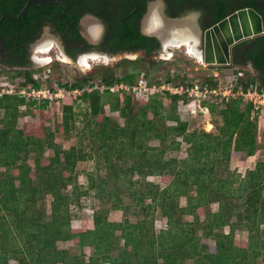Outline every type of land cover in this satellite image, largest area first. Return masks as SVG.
Here are the masks:
<instances>
[{"label":"trees","instance_id":"trees-1","mask_svg":"<svg viewBox=\"0 0 264 264\" xmlns=\"http://www.w3.org/2000/svg\"><path fill=\"white\" fill-rule=\"evenodd\" d=\"M124 1L90 0L91 5H96L90 9V14L100 18L107 26V33L112 34V42L108 44L112 54L136 47L144 49L147 57H150L154 52L151 45L153 39L139 34L138 20H130L136 17V14L131 15L135 4ZM79 3L85 4L83 0H60L50 5L31 4L21 14L26 0H0V29L7 28L10 32L18 27L17 18L32 23L34 33L36 26L39 25L41 29L49 25L63 37L67 52L75 59L76 53L71 47L79 38L81 16L76 12ZM212 4L218 12L213 23L243 8L256 10L264 22V0H213ZM3 40L7 49L13 50V43L4 37ZM246 46L251 48L250 51L244 52ZM238 54L242 55V59ZM249 60L254 62L256 70L264 71V35L234 48L233 66L245 67ZM169 64H173V61ZM241 71L250 79L245 76L240 78L234 83L235 89L264 88V83H260L250 71ZM43 72L40 69L22 75L24 81L19 89L31 85L40 88L41 84L35 77ZM139 74L131 71L119 77L102 76L98 84H133ZM145 74L148 79V72ZM209 75L198 80L186 72L171 69L163 82L185 86L200 83L217 87L219 81ZM92 78L73 84H51L50 78L45 85L51 90L63 87L84 90L93 82ZM149 82L162 83L161 79L152 78ZM107 96L114 97L110 109L124 119V126L115 125L112 128L111 119L103 116L104 126L94 135L98 134V143L92 142L90 148L103 158L106 169L110 171L107 178L114 179L117 186L124 182L127 187L125 190L116 188L108 192V189L98 185L95 197L99 200L107 198L112 211L126 214L136 209L135 213L141 211L145 219L140 223H131L128 218L113 222L103 211L94 213L93 229L80 231L72 228L71 206H77L81 198L87 195L77 183L74 185L75 170L78 162L91 158L90 153L81 147L64 149L53 140L54 134L49 131L43 139L32 129L18 127L17 122L22 114L19 106L43 104L46 107L52 104L49 101L19 95L0 96V111L3 112L0 121V168L3 169L0 170V264H9L10 260L18 264H186V259L194 260L193 264H260L257 259L264 255V235L260 230L264 226V160L258 161L255 168L248 170L244 176L228 168L233 154L240 156L244 153L247 157H254L258 152L257 123L253 119L257 114L253 105L241 98L205 101L203 104L209 108L210 119L219 112L223 121V125H214L218 132L214 135L204 131L188 133V123L181 121L177 115L179 105L185 100L182 97L157 94L145 102L132 93L94 90L85 91L78 98L89 102L91 114L97 116L103 106L102 100ZM71 99L61 102L65 104ZM133 102L144 105L134 118L131 114ZM166 103L171 104L169 114L161 110ZM220 105L224 106L221 110ZM68 106L65 105L64 112L72 110ZM126 139H129L128 146L124 144ZM140 139L158 141L159 146L143 151ZM45 143L54 150V157L47 160L43 157ZM183 144L188 145L184 161L162 160L167 151L180 150ZM148 151L156 153L154 160L148 159ZM122 155L138 158L137 163L127 171L130 176L135 174L144 179L143 188L133 189L139 181L129 180V184H125L126 177L120 174L122 169L113 163V159L121 162ZM32 156L35 166L29 163ZM222 169L226 171L223 172L224 176H220ZM150 177H161L165 188L159 190L158 185L149 180ZM103 184L104 180L101 182ZM69 185L74 186L72 194L62 191ZM105 192H108L106 197L103 196ZM123 192L126 195L129 192L133 205L124 204ZM47 195L53 198L49 218L44 205ZM181 198L187 201L185 207L179 206ZM148 199L151 204L147 205ZM214 203L219 204L218 211L206 212L205 207ZM156 210L166 219L165 226L159 229L158 234L155 233ZM185 215L194 217V220L183 221ZM198 228L203 230L202 237L197 236ZM224 228H229L230 232L221 233ZM238 230L249 234V240L243 247L234 239ZM210 239L216 241L213 248L207 245L206 241ZM67 242H73L81 249L92 248L94 253L85 262L81 256L58 247L59 243Z\"/></svg>","mask_w":264,"mask_h":264},{"label":"rangeland","instance_id":"rangeland-1","mask_svg":"<svg viewBox=\"0 0 264 264\" xmlns=\"http://www.w3.org/2000/svg\"><path fill=\"white\" fill-rule=\"evenodd\" d=\"M196 15L190 14L185 18L187 23L189 25L194 26V22H191V18L195 19ZM93 20L91 18H85L84 23L86 20ZM158 19V18H156ZM184 19L181 21L170 23L172 26H177L184 28L187 24ZM94 21V20H93ZM195 21V20H194ZM96 23V21H94ZM157 22V21H156ZM181 22V23H179ZM158 23V22H157ZM161 23V21H160ZM176 23V24H175ZM180 24V25H179ZM186 24V25H185ZM162 25V23H161ZM184 26V27H183ZM194 31L196 30L194 27ZM99 27L101 29V33L103 29L101 26L96 23V29L97 32L91 37L92 39L98 38V35L100 33ZM176 28H174L175 30ZM84 34L86 33L85 25H84ZM46 34L50 37V39H53V47L52 50L48 53L42 54L45 55L43 57L40 56L41 53H39L36 56H39L37 58V62L39 64L34 65V69H43L44 72L50 73V77L52 79L51 84L60 82L64 84H73L77 81H80L82 79L93 77V84L99 83L102 76H123L124 74L134 71V72H144L149 74L148 80L150 78L152 79H161L163 82L166 78V74L171 69H174L175 71L186 72L190 76H195L197 79H203L207 75L210 74V68H205L203 64L204 62H201L199 59L201 58V53L204 49H201V43L198 46V53L200 56L194 55L191 51V48L188 47V45L183 46H175L171 45L170 47H165L163 51L159 55L152 56L149 58L140 57L139 54L137 55H117V56H106L102 55L100 53H92V59L87 58L86 64H80L81 58H79L77 61H73L70 58H68L65 53L63 52L62 45H60V42H58V37L51 32L50 28L46 27L37 42L35 43V47L38 46L46 37ZM88 36V35H87ZM89 37V36H88ZM90 38V37H89ZM190 38V37H189ZM190 40V39H189ZM200 42V41H199ZM197 49V47H196ZM37 50V47L36 49ZM191 50V51H190ZM35 55V54H34ZM173 64H169L172 63ZM58 62V63H56ZM153 64V66H152ZM239 68V67H238ZM237 69V67L232 68ZM232 69H229L224 72V75L231 76L233 73H236V71H233ZM245 70L249 71L254 74V69L250 68V66L244 67ZM244 73V72H243ZM42 73H40L41 75ZM10 75L9 78L0 77V87L1 86H7L8 84L15 85L16 88H19L23 84V76L20 75ZM7 75V76H8ZM244 76L246 79H250V77L244 73ZM43 83V82H42ZM71 100H67V102L64 104L62 102L58 103L57 100H54L52 104H48L46 107H43V104L41 105H22L19 106V111L22 113L17 125L20 128L27 127L28 130L32 129L33 132H35L36 135L41 136L43 139H45L46 134L49 132L54 134L53 140L61 145L64 149L69 150L71 147H81L84 151L90 153L91 158L84 160L82 162H78L75 170V184L80 187L82 192H87V195L81 198L79 201V204L75 207L71 206V225L74 229H80V231H85L88 229H93V218L95 212H107L108 217L110 221L113 222H120L122 219L128 218V220L131 223H140L145 219L144 215L141 211L135 213L136 209H132L131 211L127 212L126 214H123L122 211H112L110 203L107 201V198H102L101 200L97 199L95 197L97 193L96 187L101 186L102 189H108V192L112 189L118 188L120 190H125L127 185L123 184L117 186V182L114 179H108L107 177L110 175V171L106 169L104 160L101 156L97 154V152L92 151L91 143L97 142L96 137L98 134L95 135V132L99 131L104 126V118L103 116L109 117L111 119L110 127L114 128L115 125L118 126H124V119L118 115L116 112H112L110 109V106L113 104L114 97H104L102 100V109L100 110V113L97 116H93L91 114V106L90 103L87 101H80L79 98L75 99L73 96L71 97ZM144 100V99H143ZM146 102V101H145ZM167 104V105H166ZM161 108L162 112L165 114H169L171 111V104L166 103ZM65 105H69L72 110L69 112H64ZM132 109V116L134 118L135 114L143 108L144 105L133 102ZM42 107V108H41ZM244 108V105L241 106ZM224 106L220 105L219 109H223ZM178 110V109H177ZM177 115L180 116L181 121L188 123V133L193 131H204L206 133H213L214 135L218 134V132L215 130L216 126L223 125L222 118L219 114V112H216L214 115L211 116V119L209 116H207L206 120L203 119V115H195L191 116L188 113L184 112H177ZM3 117V112L0 111V121ZM149 117L152 118V114L149 113ZM253 119L256 120L257 123V146H258V152L256 156L254 157H247L244 153H242L240 156H237L235 154L232 155L230 162L228 163V168L231 172H237L244 176L248 170H253L256 166V163L258 161L264 160V117L259 118V116L254 115ZM209 122V123H208ZM172 122H169V125ZM212 124V125H211ZM215 125V127H214ZM165 127V125H163ZM1 127V124H0ZM98 133V132H97ZM140 142H143V151H146L147 149H150L151 147H158L159 142L153 141L149 139L142 140L140 139ZM125 146L129 144V139L124 140ZM44 160L50 159L54 157V150L50 149L47 144H44V152H43ZM188 153V145L183 144L182 148L177 151H167L164 155V161H169L171 159H176L179 162L184 161V159L187 157ZM155 152L148 151V159L154 160ZM121 162L119 163L116 161V159H113V163L117 165L118 168L122 169L120 174L125 176L127 183L131 181H139V184H136L133 189H141L144 187V179L141 176L135 175L130 176L128 174L127 169L130 168L132 165L137 163L138 158H126L125 156H121ZM34 157L32 156L30 158L29 163L32 166H35L34 164ZM115 161V162H114ZM1 171H3L2 168H0ZM221 175L224 176L225 174L223 172V169L220 171ZM108 179V180H107ZM102 180L105 181V184L101 185ZM130 180V181H129ZM149 180L154 181L155 185H158L159 190H162L165 188L166 184L162 182L161 177H150ZM94 184V185H92ZM114 186V187H113ZM66 194H72L74 191V186L69 185L67 188L62 190ZM108 192L103 193V196L106 197ZM127 192V191H125ZM125 192L122 193L123 201L125 205H133L132 204V197L129 196V192L126 195ZM264 195V193H263ZM53 201L52 196L47 195L45 198V211L46 216L49 218L51 215V202ZM242 202V201H240ZM179 206L185 207L187 205V201L185 198H181L179 200ZM146 204H151V200H146ZM219 209V204L214 203L211 205H208L205 207L206 212H217ZM244 208L240 209L243 210ZM238 210V209H235ZM137 211V210H136ZM156 217V231L155 233H159V229L165 226L166 219L162 218L160 215V212L156 210L155 213ZM204 217H202L203 219ZM148 219V218H147ZM149 220V219H148ZM194 220V217L192 216H184L183 221L191 222ZM235 221V219H233ZM236 222V221H235ZM246 221L243 222L245 224ZM262 235H264V226H261ZM221 233L228 234L230 232L229 228H224L220 231ZM203 230L199 229L197 230V236L202 237ZM234 239L238 241L241 244V247L245 245L249 240V234L247 232H244L242 230H238L235 232ZM207 245L209 248L215 247L216 241L213 239L207 240ZM123 244V242H121ZM58 247L60 249H68L72 255L81 256L83 261L88 262L90 257L93 255L94 251L92 248L86 247L84 249H81L79 247H76L73 245V242H67V243H59ZM251 258V256L249 257ZM160 261V260H159ZM194 260L186 259V264H193ZM257 262L260 264H264V255L260 256L257 259ZM9 264H18L15 260H10Z\"/></svg>","mask_w":264,"mask_h":264},{"label":"flooded vegetation","instance_id":"flooded-vegetation-1","mask_svg":"<svg viewBox=\"0 0 264 264\" xmlns=\"http://www.w3.org/2000/svg\"><path fill=\"white\" fill-rule=\"evenodd\" d=\"M85 4H78L76 12L78 15L81 16L79 21V29H78V36L79 38H76L75 44L71 47L72 51L76 53V58L74 59L72 55H70L67 52V46L63 41V37L58 33L55 32V30L49 26L46 25L40 29V26H36L35 33L33 32V25L32 23H29L28 21H19L17 18L18 27H15L10 32H8L7 28L0 29V77L9 78L11 74L13 76L15 75H24L28 72L32 71H39L40 69H34V65L39 64L37 62V58L39 56H36L39 54V50H35V43L41 37L44 29L46 27L50 28L51 32H53L58 37V42H60V45H62L63 52L65 55L70 58L73 61H77L81 57L88 56L89 59H92V53H100L102 55L106 56H117V55H137L139 54L140 57L149 58L147 57L146 51L144 49H138L133 48L131 50H120L119 52H116L112 54L110 52V47L108 46L109 43L112 42V34L107 33V26L106 24L97 16L94 14H90V9H93L96 5L89 3L90 0H83ZM110 1V0H109ZM132 1V4H135L134 11L131 15L136 14V17H132L130 20L131 22L138 20L137 26H138V32L141 36H144L146 38L153 39L151 45L154 48V52L150 57L153 55H159L161 51L165 47H170L171 44L174 42L173 40H176L177 38H180L181 41L184 39H190V43L195 47L194 52L199 55L198 53V46L201 45V49H203V34L204 32L212 27L213 25L217 23H213V20L215 19V14L217 10L213 8V0H129ZM81 2V1H79ZM125 3V1L123 0ZM157 4L160 8L159 10V16L158 17L166 24L170 25V23L185 20L187 16L190 14H195V19L191 18V22H194L193 26L196 30L192 28V34H195V37H183L179 36L177 38H171L170 40H164V38L159 34L158 28H160L161 23L159 19H152L150 18L151 15V7ZM81 11V13H80ZM83 13V14H82ZM112 13V12H111ZM91 18L96 23H98L101 28L103 29L101 33V29L99 27L100 33L98 35V38L92 39L89 38L87 33L84 32V19L85 18ZM195 20V21H194ZM158 23H157V22ZM186 21V20H185ZM181 23V22H179ZM184 23H187L184 22ZM176 24V23H175ZM175 27L171 26L170 28ZM89 37H88V36ZM3 37L7 39V41L13 43V50H8L6 47V43L3 40ZM36 37L34 40L33 38ZM197 39V40H196ZM186 40L184 42H186ZM173 41V42H171ZM200 41V42H199ZM250 41V40H249ZM127 43V42H122ZM186 45V43H184ZM183 46V45H182ZM197 47V49H196ZM250 47L246 46L244 48L245 51H250ZM35 54V55H34ZM41 57L45 56L40 54ZM239 58L242 59V55H237ZM201 62H204V59H199ZM246 66H250V68L254 69V76L257 77L258 81L260 83H264V71L261 72L259 70H256L253 65V61L249 60L247 62ZM245 66V67H246ZM250 71V70H249ZM8 75V76H7Z\"/></svg>","mask_w":264,"mask_h":264},{"label":"built area","instance_id":"built-area-1","mask_svg":"<svg viewBox=\"0 0 264 264\" xmlns=\"http://www.w3.org/2000/svg\"><path fill=\"white\" fill-rule=\"evenodd\" d=\"M205 68H210V77L219 81L217 87H210L209 85H202L195 83L194 85H179L169 82H162L160 84L150 83L144 72H141L133 84L128 83H116L114 85L100 86L98 83L93 82L87 86L84 90H71L67 88H58L57 90H51L46 84L50 80V73L43 72L41 75L36 76V80L40 82V88H34L29 86L27 88L19 89L15 85L8 84L7 86L0 87V96L4 95H19L33 100H44L52 103L57 100L58 103L65 99H71L73 96L78 99L83 92H91L99 90L102 93L110 91L111 93L127 92L134 94L137 98L143 101H149L152 96L157 94H169L171 96H178L184 98V102L178 107L179 112L188 113L191 116L203 115L207 117L210 112L208 106L203 103L207 100H220L229 101L230 99L241 98L247 103H251L254 107V113L259 118L264 117V88H249L244 90L243 88L235 89L234 83L240 78L244 77V73L239 69H232L236 71L231 76L224 75V72L234 66H209L203 64ZM43 82V83H42ZM209 123V122H208ZM212 125V124H211Z\"/></svg>","mask_w":264,"mask_h":264},{"label":"water","instance_id":"water-1","mask_svg":"<svg viewBox=\"0 0 264 264\" xmlns=\"http://www.w3.org/2000/svg\"><path fill=\"white\" fill-rule=\"evenodd\" d=\"M59 1L26 0L21 14L31 4L50 5ZM263 35L264 22L262 16L252 8L239 9L204 32L202 59L209 66H233L234 48L245 41Z\"/></svg>","mask_w":264,"mask_h":264},{"label":"bare ground","instance_id":"bare-ground-1","mask_svg":"<svg viewBox=\"0 0 264 264\" xmlns=\"http://www.w3.org/2000/svg\"><path fill=\"white\" fill-rule=\"evenodd\" d=\"M160 7L157 5V4H154L152 7H151V15H150V18H152L153 20L155 18H158L160 17L159 16V9ZM159 19V18H158ZM160 20V19H159ZM161 21V20H160ZM187 24V25H186ZM185 27L182 28V27H172L170 28V25L166 24L165 22L162 21V25L160 26V28H158V32L159 34L164 38V40H170L171 38H177L179 36H183V37H195V34H192V26L189 25L188 23H186ZM85 29H86V33L93 37L94 35L96 36V32H97V29H96V23L93 21V20H86L85 23ZM180 25V24H179ZM172 26V25H171ZM174 28H176L174 30ZM90 37V38H91ZM186 39H184L183 41H181L180 38H177L176 40H173L171 42H173L171 45H175V46H182L184 45V43H186V45H188L189 48H191V52L193 54H196L194 52V46L190 43V41L187 39L186 42H184ZM197 40V39H196ZM53 39L46 34V37L44 38V40L37 46V49L39 50L38 52L41 53V54H45V53H48L52 50V47H53ZM194 47V48H193ZM200 56V54L198 55ZM95 58V56H92ZM201 59H202V55L200 56ZM87 58H89L88 56H85L81 59V63L80 64H86L87 63Z\"/></svg>","mask_w":264,"mask_h":264},{"label":"crops","instance_id":"crops-1","mask_svg":"<svg viewBox=\"0 0 264 264\" xmlns=\"http://www.w3.org/2000/svg\"><path fill=\"white\" fill-rule=\"evenodd\" d=\"M235 67V66H234ZM237 69H239L241 71V69H244V67H240V66H236ZM239 67V68H238ZM245 70V69H244Z\"/></svg>","mask_w":264,"mask_h":264}]
</instances>
